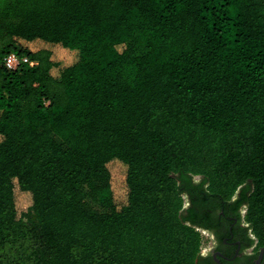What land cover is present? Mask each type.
Returning a JSON list of instances; mask_svg holds the SVG:
<instances>
[{
    "label": "trees",
    "instance_id": "trees-1",
    "mask_svg": "<svg viewBox=\"0 0 264 264\" xmlns=\"http://www.w3.org/2000/svg\"><path fill=\"white\" fill-rule=\"evenodd\" d=\"M202 191L264 246V0H0V264H199Z\"/></svg>",
    "mask_w": 264,
    "mask_h": 264
},
{
    "label": "flooded vegetation",
    "instance_id": "flooded-vegetation-1",
    "mask_svg": "<svg viewBox=\"0 0 264 264\" xmlns=\"http://www.w3.org/2000/svg\"><path fill=\"white\" fill-rule=\"evenodd\" d=\"M201 179L200 176L193 177L196 183ZM238 198L233 195L230 199H223L206 195L204 191L199 195L187 194L184 210L192 205L191 200L196 199L197 204L190 214L206 235L207 244L200 251L199 264H255L260 247L256 251V244L251 241V231L244 221L245 203ZM262 260L260 264H263Z\"/></svg>",
    "mask_w": 264,
    "mask_h": 264
},
{
    "label": "rangeland",
    "instance_id": "rangeland-1",
    "mask_svg": "<svg viewBox=\"0 0 264 264\" xmlns=\"http://www.w3.org/2000/svg\"><path fill=\"white\" fill-rule=\"evenodd\" d=\"M59 142L61 143V145L63 147H67V146L70 145V142L65 141V140H59ZM82 195L84 197V200L90 205L91 208L96 209V210L99 209V205L89 199V197L87 195V189L86 188H83L82 189ZM201 234L203 236V245L202 246H204V244H207V242H206V235L203 234L202 232H201Z\"/></svg>",
    "mask_w": 264,
    "mask_h": 264
},
{
    "label": "built area",
    "instance_id": "built-area-1",
    "mask_svg": "<svg viewBox=\"0 0 264 264\" xmlns=\"http://www.w3.org/2000/svg\"><path fill=\"white\" fill-rule=\"evenodd\" d=\"M21 61H26V58H22V60L15 54V53H9L4 57V64L8 68H14L17 66V64ZM34 62H30V64H33ZM203 247V246H202ZM202 250V248H201Z\"/></svg>",
    "mask_w": 264,
    "mask_h": 264
},
{
    "label": "water",
    "instance_id": "water-1",
    "mask_svg": "<svg viewBox=\"0 0 264 264\" xmlns=\"http://www.w3.org/2000/svg\"><path fill=\"white\" fill-rule=\"evenodd\" d=\"M263 254H264V246H261L258 250V255H257L256 261H255V264H260L262 257H263Z\"/></svg>",
    "mask_w": 264,
    "mask_h": 264
}]
</instances>
